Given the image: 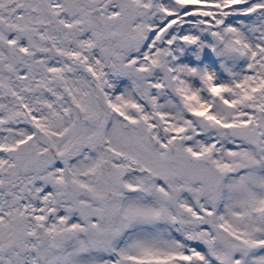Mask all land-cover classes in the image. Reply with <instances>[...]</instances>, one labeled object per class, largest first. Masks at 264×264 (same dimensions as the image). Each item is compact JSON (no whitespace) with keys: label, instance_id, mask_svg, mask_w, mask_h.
<instances>
[{"label":"snow or ice","instance_id":"6c2138e0","mask_svg":"<svg viewBox=\"0 0 264 264\" xmlns=\"http://www.w3.org/2000/svg\"><path fill=\"white\" fill-rule=\"evenodd\" d=\"M0 264H264V0H0Z\"/></svg>","mask_w":264,"mask_h":264}]
</instances>
